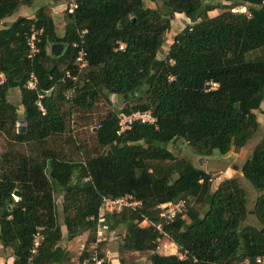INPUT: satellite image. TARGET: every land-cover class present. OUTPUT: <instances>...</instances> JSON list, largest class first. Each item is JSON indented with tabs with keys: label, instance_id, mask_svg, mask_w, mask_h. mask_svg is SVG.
I'll return each mask as SVG.
<instances>
[{
	"label": "trees",
	"instance_id": "obj_1",
	"mask_svg": "<svg viewBox=\"0 0 264 264\" xmlns=\"http://www.w3.org/2000/svg\"><path fill=\"white\" fill-rule=\"evenodd\" d=\"M59 1L48 0L32 17L5 25L4 19L34 0H0V135L26 148L0 155V247L10 252L11 264H72L61 242L81 236L85 240L73 264H92L93 250L102 264H110L103 253L106 241L95 242L100 214L109 231L124 229L121 249L147 254L149 264H263L264 131L240 170L259 193L252 207L258 228L244 225L246 194L236 179H222L211 189V177L168 146L181 143L205 158L214 151L237 152L255 136L254 112L264 99V55L248 56L264 51V0H223L226 5L67 0L58 36L48 9ZM71 1L76 8L68 14ZM174 14L190 24L157 59ZM30 27L41 34L37 54L27 58ZM80 31H85L82 39ZM53 44L63 47L59 56L50 54ZM73 44L86 61L75 81L66 78L76 75ZM30 74L35 89L27 87ZM11 89L18 90L21 115L6 99ZM110 95L119 97L122 107L104 112L91 129L93 151L76 145L82 160L70 161L66 151L45 146L65 133L71 116L84 115ZM135 112H149L155 125L133 122L117 135L118 115ZM17 124L23 132L17 133ZM66 141L73 142L69 136ZM54 194L60 197L61 223ZM125 194L140 205L100 213L105 199ZM177 201L184 202L182 216L164 224L157 206ZM163 238L181 258L156 252L157 239Z\"/></svg>",
	"mask_w": 264,
	"mask_h": 264
},
{
	"label": "rangeland",
	"instance_id": "obj_2",
	"mask_svg": "<svg viewBox=\"0 0 264 264\" xmlns=\"http://www.w3.org/2000/svg\"><path fill=\"white\" fill-rule=\"evenodd\" d=\"M48 1V0H47ZM205 3L212 2L216 5H223L227 4L223 0H203ZM42 2H45L44 0H34L33 4L30 7H19L15 13H13L10 17L3 20L5 25L10 24L13 22L17 17L20 16H26L29 17L34 14L35 10L40 6L38 4H41ZM62 4V8L66 4L67 0L60 1ZM222 3V4H221ZM45 4V3H44ZM42 3V5H44ZM145 5H149V3L144 0ZM220 12L219 9L215 10ZM242 11V10H241ZM245 15L248 16V12L243 10ZM52 13V12H51ZM59 13V12H58ZM52 14L54 23H55V31L57 34L61 33L62 26L61 24L57 23V19L55 16L59 14ZM63 13V11H62ZM61 13V16H62ZM182 24L177 21H172V26L169 32L166 34L165 43L161 47L160 51L157 53V57L162 58L165 52L167 51L168 44L170 43L172 36L174 33H177L180 29H182ZM263 52H255L251 53L248 57L254 58L256 56L264 55ZM8 98H6L9 102L13 103L14 105H18L19 101H16V94H18L17 89H11L9 92H7ZM10 93V94H9ZM19 98V97H18ZM122 107V103L120 101V98L114 95H110L107 97V100H104L100 98V101H98L90 110L84 113V115H78L74 114L69 118L67 121V129L63 135L57 136V138H54L53 140H49L47 145H45L48 148L62 150V152L66 151L65 153L68 155L67 158H70V161L75 160H82L83 155L81 150H75L76 145H84L87 149L90 151H93L94 149V143L93 139L90 136V131L93 127H95L97 120L100 116L103 115L106 111H118ZM66 106L64 110L66 111ZM22 109H17V115H21ZM256 121L258 124V130L255 134V136L245 145L243 146L239 151L237 152H229L227 155H219L217 152H213V154L209 157L205 158H199L195 156L188 148H184L183 144L176 143L173 146H168L169 149L172 151V153L175 156H180L183 158H187L191 161V163L202 170H204L210 177H211V189H214L218 183L222 179L227 178H234L238 181L239 185L242 187L246 194V206L248 210L247 218L244 222V225H251L256 228L259 227L257 224V221L253 215L252 207L255 199L259 195L250 184L245 181L241 175V167L248 159L249 154L251 153L253 147L256 145L258 140L261 138L263 131H264V99L262 103L260 104V107L257 111L254 112ZM17 127H22L21 125L17 124ZM71 137L73 142L66 141L67 137ZM178 148H180V152H178ZM15 150V151H22L25 150V146L8 143V141L0 135V155L1 153L5 152L6 150ZM55 199V205H56V211H57V220L59 223H61L62 217L60 214V197L57 194H54ZM16 200V197L14 198ZM63 229V227H61ZM264 231V228H262ZM124 233V229L122 227H119L117 230L113 232V235L105 234V247H104V255L105 258L109 261L111 264H120V261L122 264H149L147 260V254H139V253H133V252H124L121 249L120 246V239ZM78 238V239H77ZM71 240V244L68 245V254L71 259L72 264L76 262L77 256L79 255L80 251L83 247V242L85 240V237ZM61 245L66 249L67 247V241L64 239L61 242ZM159 250L158 252L164 253L166 255H176L178 256L176 252V247L171 244L166 238H163L158 243ZM10 259V252L7 250H3L0 248V264H6L7 261ZM264 264V260H263Z\"/></svg>",
	"mask_w": 264,
	"mask_h": 264
},
{
	"label": "built area",
	"instance_id": "obj_3",
	"mask_svg": "<svg viewBox=\"0 0 264 264\" xmlns=\"http://www.w3.org/2000/svg\"><path fill=\"white\" fill-rule=\"evenodd\" d=\"M66 12L68 14H71L73 10L76 8L75 1H71L66 7ZM40 32L37 31L34 27H30L28 33L25 36V45L28 49L27 58H32L35 54L38 52V44L40 41ZM85 34V31L79 32V38L82 39L83 35ZM74 48H77L74 64L76 67V75L70 76L66 75V78L75 81L77 76L83 73V71L86 68V61H85V53L83 50L78 46V44L72 45ZM119 48H122L121 46ZM3 82V77L0 74V83ZM36 85V79L33 76V74H30L27 80V87L29 89H35ZM72 93V90L65 93V97L68 98ZM37 108L40 111H43L41 108V105L39 101L35 102ZM133 122H139L141 124H149V125H155V118L149 113V112H135L131 113L130 115H124L119 114L117 117V127L118 130L116 134L123 133L130 129ZM140 205V202L134 198V196L130 194H125L121 197H118L116 199H105L103 206L101 207L100 213H110V212H120L123 209H135ZM157 209L159 211V217L162 219L164 224L171 223L176 217H181L182 213L184 211V202L183 201H177L175 203H164L157 206ZM102 215L97 218V225H96V231L95 236L96 240L95 242L98 243L100 241H105V234H113V232L109 231L107 229V226L102 221ZM155 229L161 232V225H156ZM161 239H157V242L159 243ZM34 246L37 245V238H34L33 240ZM92 249V248H91ZM159 250V247H157L156 252ZM179 258H181L178 255ZM91 262L92 264H102V260L97 258L96 252L93 250L92 256H91ZM256 263H259L258 260L255 261Z\"/></svg>",
	"mask_w": 264,
	"mask_h": 264
},
{
	"label": "crops",
	"instance_id": "obj_4",
	"mask_svg": "<svg viewBox=\"0 0 264 264\" xmlns=\"http://www.w3.org/2000/svg\"><path fill=\"white\" fill-rule=\"evenodd\" d=\"M45 2H42L43 4L44 3H47L48 1L47 0H44ZM60 1H62V0H60ZM59 1V3H58V5H56V6H53V7H50L48 10H49V13H50V16L52 15V14H57L58 12V14L59 15H57V16H55V18L57 19V23H59V24H61V26H62V29H63V25H62V16H61V13H62V11H63V9H64V7L62 8V4H61V2ZM42 3L41 4H38V5H40V6H43L42 5ZM212 3V2H211ZM213 4V3H212ZM222 4V3H221ZM39 6V7H40ZM38 7V8H39ZM52 12V13H51ZM217 14V11H215V10H213L212 12H209L208 13V16L209 17H213V16H215ZM33 15H31V16H29L28 18H30V17H32ZM22 17H26V16H22ZM51 18H53L54 19V17L52 16ZM52 19V20H53ZM177 21V22H179V23H181L182 24V27H184L185 25H187V24H190L189 23V21H188V19H186L182 14H174L173 16H171L170 17V29H171V26H172V21ZM54 21H55V19H54ZM53 21V22H54ZM55 23H56V21H55ZM55 23H54V25H55ZM181 30V29H180ZM62 32H63V30H61V33L60 34H57L58 36H61L62 35ZM176 33H174L173 34V36L175 35ZM172 36V37H173ZM172 41V40H171ZM170 41V42H171ZM169 45V44H168ZM157 57V56H156ZM157 59H158V57H157ZM9 92V91H8ZM17 92H18V90H17ZM8 94V93H7ZM10 94V93H9ZM16 94V101H19V93L17 94V93H15ZM9 97V95L8 96H6V98H8ZM17 107H18V109L19 108H21L20 106H19V104L17 105ZM168 150H169V148H168ZM61 232L64 234V232H65V229L63 228H61ZM111 235H113V234H110V236ZM63 236V235H62ZM63 238H64V236H63ZM79 238H83V236H81V237H79ZM78 239V238H77ZM71 242L72 241H68L67 242V247H66V250L68 251L69 249H68V245L69 244H71ZM1 248V247H0ZM157 253L158 254H161V255H166V254H164V253H160V252H158L157 251ZM11 261H12V259L10 258L9 259V261H7V263L6 264H11ZM112 263L111 264H113V262H114V260L113 261H111Z\"/></svg>",
	"mask_w": 264,
	"mask_h": 264
},
{
	"label": "water",
	"instance_id": "obj_5",
	"mask_svg": "<svg viewBox=\"0 0 264 264\" xmlns=\"http://www.w3.org/2000/svg\"><path fill=\"white\" fill-rule=\"evenodd\" d=\"M234 11H237V9L235 8ZM63 47L61 45L58 44H53L50 46V54L54 57L59 56L61 54ZM24 131V127H18L17 128V133L23 132ZM178 152H180V148H178ZM247 160V159H246ZM13 197H18V193L14 192L13 193ZM17 199V198H16ZM263 231V229L261 230V232Z\"/></svg>",
	"mask_w": 264,
	"mask_h": 264
}]
</instances>
